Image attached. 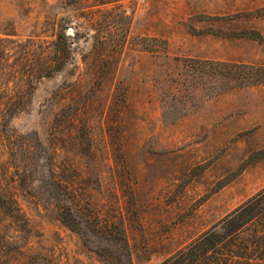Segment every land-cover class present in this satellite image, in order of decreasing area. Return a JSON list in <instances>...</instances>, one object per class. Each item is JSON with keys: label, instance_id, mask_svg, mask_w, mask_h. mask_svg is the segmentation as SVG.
Listing matches in <instances>:
<instances>
[{"label": "rangeland", "instance_id": "1", "mask_svg": "<svg viewBox=\"0 0 264 264\" xmlns=\"http://www.w3.org/2000/svg\"><path fill=\"white\" fill-rule=\"evenodd\" d=\"M262 73L264 0H0V264H264Z\"/></svg>", "mask_w": 264, "mask_h": 264}, {"label": "trees", "instance_id": "2", "mask_svg": "<svg viewBox=\"0 0 264 264\" xmlns=\"http://www.w3.org/2000/svg\"><path fill=\"white\" fill-rule=\"evenodd\" d=\"M57 45V43H56ZM229 65V64H228ZM231 66H238V64H231ZM257 69H261V67H257ZM239 78V79H238ZM237 79L239 80V84H243V83H262L264 84V73H262V75H246V76H242V77H237ZM262 200H264V188L262 190H260L257 194H255L252 198H250L247 203L242 206L237 213H240L241 211H245V210H249V209H253L255 206H258L259 202H262ZM261 204V203H260ZM250 220V218L244 219L242 220L234 229L237 230L239 229L241 226H243L245 223H247ZM207 252V250H206ZM204 252H202L203 254Z\"/></svg>", "mask_w": 264, "mask_h": 264}]
</instances>
